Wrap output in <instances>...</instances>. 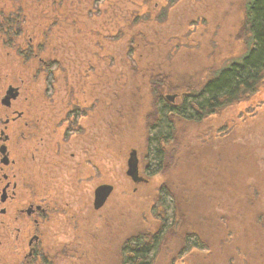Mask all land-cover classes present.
Wrapping results in <instances>:
<instances>
[{"label":"rangeland","instance_id":"obj_1","mask_svg":"<svg viewBox=\"0 0 264 264\" xmlns=\"http://www.w3.org/2000/svg\"><path fill=\"white\" fill-rule=\"evenodd\" d=\"M13 1L27 6L20 10L26 17L25 37L30 33L37 37L46 47L44 57L58 59L66 74L90 70L88 76L79 73L78 78L82 97L88 87H96L88 94L96 99L97 132L109 128L99 103L105 96L101 87L111 85L105 92L113 104L112 126L106 138L97 140V164L100 171L109 169L112 178L120 156L115 150L130 142L126 136L133 129L145 136L154 117L155 91L145 83L149 72L163 73L172 93H181L199 87L248 46L247 0H179L163 22L155 20L154 12L164 0H105L96 8L99 15L88 12L93 1L82 5L80 0H0V16L1 11H11ZM126 34L135 35L139 54L133 58L126 55L131 46L123 39ZM8 51L13 49L0 34V58H7L6 65L20 67ZM167 158L163 172L137 193L128 185L130 225L137 226L147 216L160 182L165 181L182 208H191L193 226H200L205 238L220 244V255L207 256L201 264H264V79L247 99L203 122L177 119L176 141ZM139 194L150 199L142 201ZM172 237L157 264H171L176 246Z\"/></svg>","mask_w":264,"mask_h":264},{"label":"flooded vegetation","instance_id":"obj_2","mask_svg":"<svg viewBox=\"0 0 264 264\" xmlns=\"http://www.w3.org/2000/svg\"><path fill=\"white\" fill-rule=\"evenodd\" d=\"M164 1L154 12L159 22L176 4L169 6V0ZM11 4V11H1L0 34L4 44L13 49L8 53L15 54L20 67L6 65L7 58H0V264H128L134 245L153 246L150 264H157L172 236L176 246L171 264H201L207 256L220 255V244L205 238L200 226H193L191 208H182L168 182H160L147 216L137 226L129 222L128 185L133 186L135 194L160 175L176 141L177 119L195 122L170 113L174 135L162 142V170L151 175L149 137L150 127L158 118V105L160 101L179 104L183 93H172L163 73L149 72L150 80L146 78L145 83L155 91L154 117L147 123L145 136L133 129L134 133L126 136L131 140L124 138L130 142L115 150V156H120L112 178L109 169L100 171L97 164V140L101 141L112 126L113 104L109 92H105L111 85L101 87L105 96L99 103L103 117L108 119L105 134L104 130L97 132L96 99L88 94L96 87H88L87 96L82 97L78 74L88 76L90 70H69L66 74L58 59L50 54L44 57L46 47L37 37L31 33L25 37L26 17L21 11L27 6L20 1ZM134 37L126 34L123 38L131 45L126 55L132 58L139 54ZM219 70L220 66L195 89ZM109 153L112 159L113 151ZM133 160L137 173L130 175ZM162 187L170 191L176 207L172 215L163 206ZM194 233L208 241L207 251L192 248ZM214 244H218L217 249Z\"/></svg>","mask_w":264,"mask_h":264},{"label":"trees","instance_id":"obj_3","mask_svg":"<svg viewBox=\"0 0 264 264\" xmlns=\"http://www.w3.org/2000/svg\"><path fill=\"white\" fill-rule=\"evenodd\" d=\"M92 1L94 7L87 9L90 15H95L99 12L96 8L105 0H80L82 5ZM178 1L169 0V6ZM245 26L249 40L243 55L220 67V70L206 80L199 89L192 90L190 93L182 92L181 103L170 105L160 101L158 118L150 127L149 151L153 160L151 175L162 170V142L166 143L174 135V121L170 113L201 122L218 111L247 99L258 90V86L264 79V0H247ZM161 194H163V206L171 211V215L174 214L176 207L170 198V191L162 187ZM172 219L173 217L171 221ZM192 237L191 246L194 250H208L207 240L196 233ZM152 247L146 245L137 248L134 245L129 251L128 264H150Z\"/></svg>","mask_w":264,"mask_h":264},{"label":"water","instance_id":"obj_4","mask_svg":"<svg viewBox=\"0 0 264 264\" xmlns=\"http://www.w3.org/2000/svg\"><path fill=\"white\" fill-rule=\"evenodd\" d=\"M133 162H134V166H130V171H129V174L130 175H133V174H135V173H137V169H136V161L135 160H133Z\"/></svg>","mask_w":264,"mask_h":264}]
</instances>
